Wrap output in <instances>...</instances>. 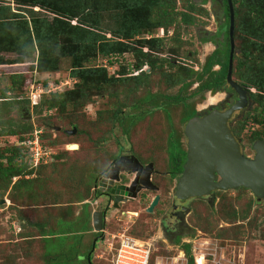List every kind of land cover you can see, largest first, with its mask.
<instances>
[{
    "label": "rangeland",
    "instance_id": "1",
    "mask_svg": "<svg viewBox=\"0 0 264 264\" xmlns=\"http://www.w3.org/2000/svg\"><path fill=\"white\" fill-rule=\"evenodd\" d=\"M191 1L209 15L196 16L195 23L184 30H180L179 41L171 39L172 29H170L167 37L163 38V47L158 49V54L154 57L157 62L155 70L150 74L148 66L142 69L149 74L146 78L138 82L126 79L122 81L123 83L115 84V86L103 85L106 91L101 95H94L86 105L75 108L67 106L64 111L59 112L46 113V107L43 105L41 109H33L30 101L28 100L29 104L26 101L29 95L26 90L8 95L12 100H10L11 104L0 113L3 117L2 122L6 126L9 124L13 126V130L19 134L18 136L28 135L31 132L33 134L35 130L41 131L44 147L54 154L53 161L58 160L54 167L43 166L44 168L41 169L39 175L25 177L28 181L40 178V184H42L40 185L38 182L34 187L35 191L24 192L21 201L13 197L15 200L12 201L18 204L20 209L28 205H37L40 202H50L53 199L56 203L64 201L60 197V191L63 187L64 190L68 188L69 184L73 183L76 187L83 185V188L84 185L91 184L93 176L88 174L87 177H84L83 174L90 171L91 166L96 169L106 161L107 155L115 150L118 144H122V130L130 125L128 120L123 122L121 126L110 125V114L119 107H126L125 114H127L133 109L134 104H159L162 103L159 101L161 95L172 97L180 95L185 99L183 103L185 107L183 104L173 106L170 108V113L172 123L179 132L178 134H182L186 108H190L191 111L201 110V113H205L218 106L226 107V105L233 104L234 97L232 94L215 91H204L202 94H198L196 91L201 82L195 81L196 79L192 74L190 77L189 72L180 73L178 70L180 67L185 70L200 72L211 63L210 57L221 47L223 41L222 36L211 39L220 32L219 29L225 21L223 0H207L206 3H203V0ZM9 5L13 13H19L13 2H10ZM177 8L182 10L181 0L177 2ZM31 10L39 12L38 14L43 16H51L38 8ZM25 11L19 14L27 17L29 14ZM151 35L144 37H163L161 30H156ZM13 57L14 55H7L9 59ZM35 58L36 53L33 55L34 60ZM109 62H113L112 65H108ZM133 62L132 55L124 54L110 60L98 58L89 65L105 68L107 76L116 75L118 69L124 67L128 72L126 78H129V73L132 76L137 74L131 71ZM161 64H163L162 67L159 66ZM70 70L71 60L69 58L61 59L57 72L35 74L33 89L30 80L27 81L26 88L34 90L44 81L55 82L58 85L61 80H73L69 77ZM219 70L220 66L217 64H213L211 67L212 72ZM23 72H27L26 75L29 78L31 74L29 64L0 67V89L9 85V75ZM72 87L73 85L67 88ZM146 95L154 97V102L137 103L143 101ZM13 97L16 98L13 99ZM47 99L49 97H44L43 101ZM254 106L251 104L248 109L252 110ZM155 107L157 106H152L150 110ZM139 108L145 109L143 106ZM161 112L163 113V111ZM246 116L247 111L243 110L235 118L233 117L232 127L238 129L239 123L244 124L243 130L237 132V141L241 147V153L252 159L255 154L252 148L255 141L250 140V135L257 127L253 126ZM130 119H132V123L136 117ZM70 122H73L76 127H71L68 124ZM135 123L136 125L130 129V134L132 140L137 143L135 145L137 149L146 148L151 144L159 145V141L165 139L169 131L165 118L160 113L147 116L144 120H137ZM56 128H60V130L57 131ZM75 128L76 130L77 128L84 130L86 134L67 136L65 131L70 132ZM111 130L112 132H110ZM18 136L0 137V149L15 143L18 144L14 138ZM101 138L104 141H99ZM71 144L78 145V150L69 148ZM161 145L156 151H159ZM68 165L73 168L70 169ZM63 174L67 176L63 177ZM61 176L65 180L68 178L67 182L73 181L63 185L60 182ZM44 178H49V181L45 183L46 185L43 183ZM15 180L17 179L15 178ZM161 193H163L162 202L158 208L165 209L171 191L165 190ZM7 194L0 198L6 200L5 207L0 209V212L4 214L0 213V264H91L90 261L96 264H111L113 250L107 249L110 236L104 241L98 240L97 242L96 238L92 241L88 240L82 243L81 247H78L82 238L81 233L86 228L85 217L87 215L81 217L83 222L80 223L63 224L60 222L61 224H58L55 229L50 227L44 229L42 232L43 239L37 241L33 237L39 229H35L32 224H29L34 217L29 219L28 212L19 208H14L8 212L6 208L10 206L11 200ZM77 197L79 198L81 195L78 194ZM216 197L218 198L217 204L212 208L197 201L192 204L195 208L193 217L196 218L193 224L194 229H192L193 234L183 237L178 244L168 243L156 226L154 221L156 217L146 213H140L138 218L127 214L121 217L120 221L115 217L109 226V232L117 234L126 230L130 236L143 242L152 243L149 264H187L188 258L183 249L187 245L193 258V264H196V259L199 256H203L204 264H264V198L257 199L249 190L243 189L220 191L216 193ZM93 208L96 209V206ZM127 210L136 211L138 209L134 207V209L127 208ZM96 256H100L97 258L98 261H94Z\"/></svg>",
    "mask_w": 264,
    "mask_h": 264
},
{
    "label": "trees",
    "instance_id": "2",
    "mask_svg": "<svg viewBox=\"0 0 264 264\" xmlns=\"http://www.w3.org/2000/svg\"><path fill=\"white\" fill-rule=\"evenodd\" d=\"M178 1L0 0V67L29 64L31 73L29 78L26 75L27 72L8 76L9 85L0 89V113L11 104L12 98L8 95L22 90H26L28 93L26 83L28 80L31 81L34 73L57 72L60 60L64 58L71 60L69 77L75 81L73 87L63 92L43 95L40 102L33 106V109H41L43 105L46 107L47 113L64 111L67 106L82 107L89 103L94 95H101L106 91L103 85L115 86V84L123 83L122 81L126 79L138 82L146 78L149 74L142 69L148 66L150 74L155 70L157 62L154 57L158 54V49L163 47V38L167 37L170 29H172L171 39L179 41L180 30L195 23L196 16L209 15L199 9L191 0H181L182 10H178ZM206 1L203 0V3ZM10 2L16 5L19 13H23L26 9L25 12L29 15L26 17L19 13H13L9 5ZM231 2L235 25L233 37L235 52L231 76L232 80L246 91L249 102L255 105L252 110H246L247 120L250 119L251 124L257 127L251 132L250 140L252 142L264 141V0H231ZM223 4L225 21L219 29L220 32L211 38L213 40L222 36L223 41L221 47L210 57L211 63L200 72L178 67L180 73L189 72L190 77L192 74L195 81L201 82L196 91L198 94H202L204 91L234 93L225 79L229 53V14L226 0H223ZM32 8H38L51 16L40 15L39 12L32 11ZM156 30H161L163 37H144L145 35L152 36L151 34ZM124 54H130L134 58L131 71L137 74L132 76L129 73V78H126L128 72L124 67L119 68L116 75L107 76L105 68L89 65L98 58L110 60ZM7 55H14V57L9 59ZM112 63L109 62L108 65H112ZM213 64L220 66L218 72L211 71ZM159 66L162 67L163 64ZM42 84L45 86L46 81ZM44 97H49V99L43 101ZM159 97V101L162 103L183 104L185 102V99L180 95L174 97L161 95ZM15 98L13 97V99ZM154 99V97L146 95L143 101L137 103H151L154 102ZM28 100L26 99L29 104ZM125 109L126 107L122 106L111 112L109 117L111 126H121L126 120L133 124L145 117L144 108L133 107L127 114H125ZM134 116L136 120L131 123L132 119L130 118ZM2 119L0 114V137L18 136L17 131L13 130L14 127L10 124L6 126ZM68 124L73 128L76 127L73 122ZM239 126L236 134L245 127L242 123H239ZM22 128L25 129L24 126ZM65 132L63 130V133ZM31 133L14 138L17 142L24 141L32 136ZM75 134L83 135L86 132L77 128ZM40 140L43 144V134L40 135ZM99 141L104 140L101 138ZM57 162L58 160H55L30 169L28 152L24 147L15 143L0 149V198L8 193V198L11 200L10 206L6 210L10 212L16 206L18 207V204L12 201L15 200L13 197L21 201L24 192L35 191V185L38 182L40 184V178L28 181L26 176L39 175L42 168L48 165L54 167ZM89 173L90 171H87L83 174L84 177ZM64 176L67 175L63 174ZM63 177L60 180L61 184L68 180ZM15 178L17 180L14 181ZM43 181L45 184L49 178H44ZM71 181L73 180L66 181L63 185L69 184ZM62 190L71 200L78 201L82 198L91 199L92 197L91 184L84 185L83 188V185L76 187L72 183L68 185V188ZM62 190L60 191L61 198L64 197ZM78 194L81 197L78 198ZM4 207L5 205H2L0 209ZM2 215L4 214L2 213ZM183 249L188 258L187 264H193L189 246H184Z\"/></svg>",
    "mask_w": 264,
    "mask_h": 264
},
{
    "label": "flooded vegetation",
    "instance_id": "3",
    "mask_svg": "<svg viewBox=\"0 0 264 264\" xmlns=\"http://www.w3.org/2000/svg\"><path fill=\"white\" fill-rule=\"evenodd\" d=\"M224 93L229 95L232 94L233 97H235L232 100L233 103L237 99L235 93ZM180 104L181 103H159L133 105V107H145L146 112L144 113V118L154 114L158 115V113L163 115L166 125L169 127V131L165 139L163 138V140L159 141V145L151 144L147 146L148 148L137 149L135 146L137 143L132 140L130 134L131 127H134L136 123L127 125L122 130V144H118L115 150L107 155L106 161L97 167L98 172H96L93 179L92 199L90 200V203H95L98 211L104 212L105 220L108 214L112 218H115L116 213L121 217L130 214L138 218L140 213L155 216L156 219H154V221L157 224V228H159L163 238L170 244H178L183 237H188L193 234L192 229H194L193 224L196 218L193 217L195 208L192 204L197 201L212 208L217 204L218 198L216 197V193L220 192L214 191L211 192L209 196L189 198L186 200H179L174 196L176 185L183 172V165L186 161L188 150L187 137L184 133L185 126L191 118L203 117L214 110L224 111L231 106L230 104L226 105V107L218 106L205 113H201V110L195 109L191 111L190 108H186L184 114L185 120L182 123V134H178L179 132L172 123L170 108L179 106ZM155 105L157 107L150 110V108ZM250 105L251 103L248 100V106L245 109L233 113L231 119L228 120V127L236 141L238 140L236 134L237 128L232 127L233 119L243 110H249L248 108ZM183 106L185 107L184 104ZM161 111H163V113ZM144 118H142V120H144ZM182 139L184 143H182ZM160 145L161 148L159 151H156ZM160 154L161 156H159ZM117 163L118 165H116ZM111 169L112 171H110ZM108 172L111 178L119 179V182H114V185L124 187L121 197L111 194L113 185H109V178L105 176ZM165 190L171 191L170 194L168 193L170 197L167 198V207L165 209H159L158 206L162 202L161 197L163 194L161 191ZM155 196H159L158 204L154 207L152 213H147L146 210ZM116 199L118 203L117 207L114 208ZM143 205L145 206L143 207ZM134 207H137L138 210H127V208L134 209ZM105 226L106 223H104L103 227L105 228Z\"/></svg>",
    "mask_w": 264,
    "mask_h": 264
},
{
    "label": "water",
    "instance_id": "4",
    "mask_svg": "<svg viewBox=\"0 0 264 264\" xmlns=\"http://www.w3.org/2000/svg\"><path fill=\"white\" fill-rule=\"evenodd\" d=\"M226 4L229 14V53L225 79L237 99L224 111L214 110L203 117L188 120L184 129L188 146L186 161L174 192V196L179 200L209 196L214 191H236L241 188L249 190L257 199L264 198V141H255L252 146L254 157L247 158L241 153L240 146L227 124L233 113L248 106V97L246 91L234 82L231 76L235 52V25L231 0H226ZM56 130L59 131L60 128ZM75 132L76 129H73L66 131V134L74 135ZM69 148L76 150L77 145L71 144ZM109 175L108 172L105 176L109 178V185H113L111 194L121 197L124 187L114 185L119 179H113ZM158 201L159 196H155L146 212L152 213ZM5 203V199H0V206ZM114 203L116 208L118 200ZM92 223L96 233H103L104 212L94 210Z\"/></svg>",
    "mask_w": 264,
    "mask_h": 264
},
{
    "label": "built area",
    "instance_id": "5",
    "mask_svg": "<svg viewBox=\"0 0 264 264\" xmlns=\"http://www.w3.org/2000/svg\"><path fill=\"white\" fill-rule=\"evenodd\" d=\"M35 74L32 76L30 85L33 89L35 82ZM74 84L73 80H61L58 85L46 82V85L40 84L34 90H29L28 99L32 106L37 105L43 95L55 92H63L67 87ZM35 95V96H34ZM33 97V99H32ZM41 131L35 130L32 136L24 141L18 142L17 145L22 146L28 152L30 169H35L37 166L53 162V153L43 146L40 140ZM94 206L95 203H93ZM92 205V206H93ZM107 249L113 250L111 264H149L152 243L140 241L130 236L125 230L122 233L110 235V240L107 242ZM100 257V256H99Z\"/></svg>",
    "mask_w": 264,
    "mask_h": 264
},
{
    "label": "crops",
    "instance_id": "6",
    "mask_svg": "<svg viewBox=\"0 0 264 264\" xmlns=\"http://www.w3.org/2000/svg\"><path fill=\"white\" fill-rule=\"evenodd\" d=\"M91 168H90L89 175L93 176L91 179L92 180L91 186L93 187V179H94V176L96 175V172H98V169L97 168L91 169ZM62 189L64 188H61V190ZM64 193L65 192L63 191V194ZM63 196L64 197L62 198V200L64 201H61L59 203L54 202V199H53V200H50V202H40V203H37V205H28L26 207H23L22 209L16 206V208H19L22 211L28 212L29 219L34 217V219H32L29 222V224H32V227H34L35 229H39L38 233H36L35 236L33 237L34 239H36L37 241H41L43 239V235H42L43 230L49 227L55 229V227L61 223L76 224V223L83 222L81 217L84 215H87V217H85L86 228L84 229V231H82L83 233H81L82 238L79 241L80 243H78L79 245L78 247H81L82 243H85L88 240L92 241L96 238L95 240H97V242L98 240L104 241L106 240L108 236L114 234V233L109 232V226L110 224H112V221L114 220V218H112L109 214L107 215V218L105 220L106 226L105 228L103 227V233H96L94 231L93 223H92V214L94 210H97V209L93 208L92 206L93 204L90 203L91 199L82 198L81 200L77 201L76 199L74 200L69 199L68 198L69 196L65 194ZM84 205L86 206V208ZM47 213H50V214H47ZM115 215H117L116 218L120 221L121 216H119L118 213H116ZM43 253H44V250H43ZM79 256H81V254H79ZM97 258H100V257L96 256V260L94 259V261H98ZM90 263L96 264L93 261H90Z\"/></svg>",
    "mask_w": 264,
    "mask_h": 264
},
{
    "label": "bare ground",
    "instance_id": "7",
    "mask_svg": "<svg viewBox=\"0 0 264 264\" xmlns=\"http://www.w3.org/2000/svg\"><path fill=\"white\" fill-rule=\"evenodd\" d=\"M78 148V145H77ZM72 149V148H71ZM73 150V149H72ZM77 150V149H76ZM203 257V256H202ZM201 256L197 257L196 264H204V260Z\"/></svg>",
    "mask_w": 264,
    "mask_h": 264
}]
</instances>
